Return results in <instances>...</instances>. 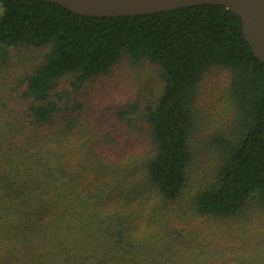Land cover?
<instances>
[{
	"label": "trees",
	"instance_id": "1",
	"mask_svg": "<svg viewBox=\"0 0 264 264\" xmlns=\"http://www.w3.org/2000/svg\"><path fill=\"white\" fill-rule=\"evenodd\" d=\"M213 70L231 116L204 137ZM0 264H264V63L240 17L0 0Z\"/></svg>",
	"mask_w": 264,
	"mask_h": 264
},
{
	"label": "water",
	"instance_id": "2",
	"mask_svg": "<svg viewBox=\"0 0 264 264\" xmlns=\"http://www.w3.org/2000/svg\"><path fill=\"white\" fill-rule=\"evenodd\" d=\"M83 16L122 17L219 4L240 17L245 40L264 63V0H42Z\"/></svg>",
	"mask_w": 264,
	"mask_h": 264
},
{
	"label": "rangeland",
	"instance_id": "3",
	"mask_svg": "<svg viewBox=\"0 0 264 264\" xmlns=\"http://www.w3.org/2000/svg\"><path fill=\"white\" fill-rule=\"evenodd\" d=\"M123 67L124 65L121 63L120 69ZM147 72L150 73V70L147 69ZM141 73L145 76L143 72ZM150 74L156 81L158 77L154 74V72H151ZM228 82L229 79L224 72L213 70L208 73L200 83L199 94L195 106L197 108L198 115L200 116L199 123L202 127V134H204V137H206L207 134H213L214 130H218L220 127L224 126V122L229 120L228 117L231 116L230 113L229 115L228 113H225V109H223V102H221V99L227 89ZM116 84H118V82ZM113 86L109 87V89H114ZM119 95L120 94L113 92L110 96L116 99L120 97ZM101 97L102 95L96 99L98 104L102 101ZM93 102L94 99L92 103ZM97 113L101 114L100 109L97 110Z\"/></svg>",
	"mask_w": 264,
	"mask_h": 264
}]
</instances>
